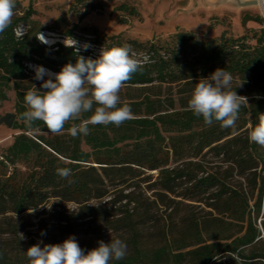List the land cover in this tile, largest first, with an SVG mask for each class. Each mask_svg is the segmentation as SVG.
Masks as SVG:
<instances>
[{
  "label": "trees",
  "instance_id": "trees-1",
  "mask_svg": "<svg viewBox=\"0 0 264 264\" xmlns=\"http://www.w3.org/2000/svg\"><path fill=\"white\" fill-rule=\"evenodd\" d=\"M117 10L130 16L138 13L135 7L125 3ZM14 12L11 25L0 34V101L7 99L6 90L12 82L16 115L12 127L18 130L0 154V213L10 211L20 215L50 197L82 203L103 196L99 189L104 179L118 183L128 176L135 178V171L157 170L159 181L167 191L182 176L195 179L187 188L191 197L209 193L208 197L214 200L212 208L230 221L219 217L201 222L191 219L183 236L169 238L161 231L163 241L147 247L142 244L141 231L133 218L139 201L124 195V208L117 210L120 216L106 207L85 205L87 217H102L110 228L129 234L130 251L123 260L113 264H264V222L261 221V229L256 223L264 195V147L251 143L248 135L239 132L249 123L254 127L259 113L264 112V18L244 14L243 25L254 21L260 28L240 36L224 31L214 38L199 37L191 31H178L157 42H146L141 45L146 48L144 54L133 50V58L141 62L142 68L123 86L127 90H147L153 83H158L159 88L173 83L187 86L207 78L217 68L225 69L233 76V88L242 83L235 90L248 100L241 107L234 128H222L218 122L206 125L202 117L188 110L186 103L180 109L163 110V99L144 94L139 100H121L131 106L133 119L120 127L90 125V134L73 138L67 131L71 122L65 125L62 134L49 132L39 121L31 128L25 125L21 113L26 110L24 95L29 89L22 83L31 73L28 64L59 72L45 61L75 64L78 54L61 42L46 52L36 37L40 30L32 24L33 8H25L16 0ZM87 13L84 11L81 16ZM21 25L24 30L18 34ZM82 31L97 34L95 30L83 28ZM110 39L116 41L115 37ZM167 101L173 104V99ZM90 115L85 114V118ZM170 151L174 155L191 151L194 157H203L204 151L213 152L222 155L238 176L252 178L254 182L258 179V194L252 210L245 193L229 187L223 177L206 174L197 178L190 172L166 167ZM18 164L26 169L20 177ZM57 168H70L72 175L61 178ZM199 169L204 171L201 165ZM131 202L135 208H128ZM115 205L112 207L116 209ZM234 222L239 223V228L235 233H227L228 226ZM70 236L76 238L73 231ZM43 237L48 244L65 240L52 235L48 229ZM0 264H29V261L26 254L9 252L0 245Z\"/></svg>",
  "mask_w": 264,
  "mask_h": 264
},
{
  "label": "rangeland",
  "instance_id": "rangeland-1",
  "mask_svg": "<svg viewBox=\"0 0 264 264\" xmlns=\"http://www.w3.org/2000/svg\"><path fill=\"white\" fill-rule=\"evenodd\" d=\"M19 1L25 8L29 6L33 8L35 13L31 17L32 24L44 34L48 41V43H42L46 52L55 49L56 42H61L65 46L66 39L68 41L74 39L80 48L78 55L86 59L99 57L102 47L107 49L125 44L131 45L132 49L139 54H144L147 51L141 45L150 41L157 42L178 31H191L199 37L212 38L220 36L224 31L233 36L249 34L250 30L259 29L260 25L254 21H248L243 25V15H260L264 18L260 5L237 7L235 0ZM123 3L135 7L137 15L130 16L117 10V7ZM84 11L88 13L81 16ZM83 28L89 31L95 30L97 34L86 33L82 31ZM23 30L24 26L21 25L17 33L20 34ZM110 37H115L116 41H112ZM85 44L89 46L87 50L83 47ZM45 63L54 66L57 70H61L67 64L54 62L51 59L46 60ZM38 66L34 63L28 64L31 73L22 83L24 88L31 89L35 85L38 90H43L41 89L42 81L35 79ZM40 67L46 69L48 73H57L48 67ZM44 78L47 79L48 76L45 75ZM183 84H162L159 88L158 83H153L147 90H127L123 87L120 97L124 101L139 100L144 94H148L164 100L163 110L172 107L180 109L183 104L188 105V97L195 87V84L187 86ZM12 85L11 82L10 88L6 90L7 99L0 101V117L13 114L14 123L16 120L15 93ZM168 99H173L172 105L169 104ZM12 126L0 122V154L12 142L13 136L18 133V130ZM249 126L250 123L239 132L248 135ZM204 152L203 157H194L191 151H185L182 155H174L170 151L166 167L190 172L197 178L206 174L223 177L229 187L245 193L252 210V204L258 194V179L254 182L250 175H248L250 178L248 180L242 178L237 175L235 169L230 168V164L224 161L222 155ZM199 165L204 171H200ZM17 168L19 177L21 174L25 175L26 169L22 164H18ZM226 170L227 175L224 174ZM97 171L99 172L98 168ZM256 172H259V168ZM134 174L135 178L128 176L126 180L124 179L125 181L118 183L104 179L99 189L103 194L100 198L92 197L88 201L77 203L61 200L59 197H50L36 208L26 210L20 215H15L10 211L0 213V245L9 252L20 251L26 254L27 249L34 244L40 243L41 247L48 244L43 237L44 234H41L46 229L52 235L63 239H67L73 231L78 242L88 250L98 247V242L101 240L109 243L111 239L119 238L127 244V238H129L127 232L110 228L102 217H87L83 209L85 205L106 207L116 214L115 216H120L117 210L124 208V195H129L131 199L140 202L139 207L134 210L133 218L137 221L141 231L142 244L147 247L163 241L162 232L168 234L169 238L183 236L191 219L201 222L219 217L230 221L226 215L219 214L212 208L211 204L214 200L208 197L209 193L191 197L187 188L195 179L182 176L176 179L171 190L167 191L163 189L159 181L157 170H138ZM213 190L215 188L210 192ZM113 203L116 204V209L112 207ZM134 206L131 202L128 208H135ZM261 221L264 222V195L261 213L256 221L260 229ZM232 224L228 226L227 233H235L240 226L237 222ZM21 233L25 239H20ZM262 234L264 235L263 230ZM129 251L130 246L127 244V253Z\"/></svg>",
  "mask_w": 264,
  "mask_h": 264
},
{
  "label": "clouds",
  "instance_id": "clouds-1",
  "mask_svg": "<svg viewBox=\"0 0 264 264\" xmlns=\"http://www.w3.org/2000/svg\"><path fill=\"white\" fill-rule=\"evenodd\" d=\"M15 6L16 0H0V34L11 25ZM36 37L41 43H48L43 33ZM64 44L79 53L76 40L66 39ZM83 47L87 50L89 46ZM134 56L131 45L125 44L102 47L96 59L77 55L75 64L67 63L57 73H48L38 66L35 79L42 81L43 90L33 85L25 93L26 110L21 113V119L29 128L37 121L42 122L53 134H62L65 125L71 122L67 131L73 138L90 134V125L120 127L134 118L131 106L122 103L120 97L125 83L142 68ZM232 81V74L222 68L199 79L188 100V110L202 117L206 125L218 122L222 128H234L240 109L248 100L235 90L242 87V83L233 88ZM88 113L91 115L85 118ZM249 129V141L264 147V112L259 113L258 123L254 127L250 125ZM56 172L64 179L72 175L70 168H57ZM20 239H25L22 233ZM98 244L85 252L75 236H69L62 243L44 244L43 247L40 243L34 244L27 249L26 257L29 264H113L127 255V244L119 238L109 243L101 240Z\"/></svg>",
  "mask_w": 264,
  "mask_h": 264
},
{
  "label": "water",
  "instance_id": "water-1",
  "mask_svg": "<svg viewBox=\"0 0 264 264\" xmlns=\"http://www.w3.org/2000/svg\"><path fill=\"white\" fill-rule=\"evenodd\" d=\"M235 4L237 7L264 5V0H235ZM13 120V114H8L3 117H0V122L5 123L7 126H12Z\"/></svg>",
  "mask_w": 264,
  "mask_h": 264
},
{
  "label": "bare ground",
  "instance_id": "bare-ground-1",
  "mask_svg": "<svg viewBox=\"0 0 264 264\" xmlns=\"http://www.w3.org/2000/svg\"><path fill=\"white\" fill-rule=\"evenodd\" d=\"M260 7H261V9L263 10V12H264V5H260Z\"/></svg>",
  "mask_w": 264,
  "mask_h": 264
}]
</instances>
